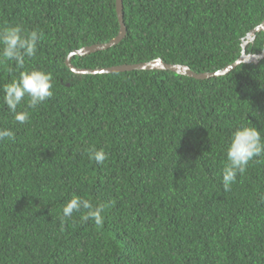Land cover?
I'll return each mask as SVG.
<instances>
[{
  "label": "trees",
  "instance_id": "obj_1",
  "mask_svg": "<svg viewBox=\"0 0 264 264\" xmlns=\"http://www.w3.org/2000/svg\"><path fill=\"white\" fill-rule=\"evenodd\" d=\"M126 35L116 46L73 57L78 69L161 59L196 74L241 56L264 21V0H122ZM38 30L24 69L0 64V264H264V156L224 192L222 168L241 126L264 137V58L195 80L169 71L74 75L67 56L115 38V0H0V29ZM264 33L246 54L260 55ZM3 46L0 45V51ZM53 75V96L17 111L3 86L21 71ZM103 149V165L89 154ZM102 207L63 218L73 197Z\"/></svg>",
  "mask_w": 264,
  "mask_h": 264
},
{
  "label": "clouds",
  "instance_id": "obj_2",
  "mask_svg": "<svg viewBox=\"0 0 264 264\" xmlns=\"http://www.w3.org/2000/svg\"><path fill=\"white\" fill-rule=\"evenodd\" d=\"M43 33L38 30L26 31L22 25L4 27L0 29V64L14 61L19 69H24L25 58H32L37 52L38 40ZM53 75L41 70L21 71L18 78L3 86V102L13 114V118L20 124L27 123L30 113L27 110L17 111L18 106L27 97V107L35 109L53 96ZM262 130L256 127L241 126L237 128L226 149V162L222 168V184L224 192L231 190L236 183L237 176L243 175L255 158L264 156V137ZM14 140L15 134L10 129H0V141ZM89 159L103 165L108 159V153L103 149L91 152ZM87 210L85 220L93 219L97 226L103 223V208L95 207L87 199L73 195L62 209L65 219H70L74 212Z\"/></svg>",
  "mask_w": 264,
  "mask_h": 264
},
{
  "label": "water",
  "instance_id": "obj_3",
  "mask_svg": "<svg viewBox=\"0 0 264 264\" xmlns=\"http://www.w3.org/2000/svg\"><path fill=\"white\" fill-rule=\"evenodd\" d=\"M115 9L117 20L119 24V31L115 38L104 44L92 45L89 47H84L76 51H72L65 60V66L72 72L74 75H105V74H116L132 71H169L174 74L192 78L195 80H208L211 78H216L224 76L234 70L237 66L241 64H257L264 58V47L260 55L246 54L245 49L250 42H253L255 35L257 33H264V21L251 30L246 37L242 40L241 43V56L231 65L224 67L223 69L213 72V73H202L196 74L192 72L188 67L183 65H170L164 63L161 59H156L146 63L133 64V65H121L111 68L104 69H78L71 64L73 57H82L90 54H94L100 51L108 50L116 45H118L126 35V28L123 23V12H122V0H115Z\"/></svg>",
  "mask_w": 264,
  "mask_h": 264
}]
</instances>
